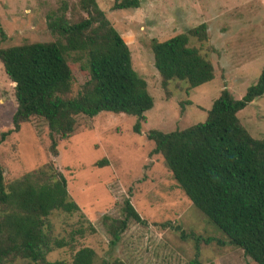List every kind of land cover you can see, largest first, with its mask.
<instances>
[{
  "label": "rangeland",
  "instance_id": "obj_1",
  "mask_svg": "<svg viewBox=\"0 0 264 264\" xmlns=\"http://www.w3.org/2000/svg\"><path fill=\"white\" fill-rule=\"evenodd\" d=\"M116 1L121 0H96L128 46L132 68L146 82L153 100L152 109L144 114L141 134L133 133L136 119L132 116L102 112L92 119L79 117L76 133L60 141L57 156L52 157L45 123L32 119L0 145L5 184L52 162L84 216L81 220L79 214L53 212L48 218L52 234L66 240L71 232L90 223L95 233L76 236L75 249H92L95 264H190L195 238L201 264H255L230 246L192 206L163 159L150 156L153 145L146 135L151 130L168 133L204 122L223 88L240 100L256 83L264 67V0H138L137 9L113 10ZM64 3L76 0H0V26L5 35L0 48L55 41L47 31V15ZM202 24L207 28V41L191 38L189 46L212 63L214 79L188 94L185 83L172 82L165 92L153 66L151 41L163 42ZM67 61L76 92L86 78L69 55ZM15 109L13 89L0 64V134L12 129ZM237 117L251 137L264 140V94ZM102 160L106 166H95ZM128 197L146 224L131 221L119 243L111 247L101 218L120 219L122 203ZM166 222L178 226L185 237L159 226ZM72 255L63 248L48 254L47 261L71 264Z\"/></svg>",
  "mask_w": 264,
  "mask_h": 264
},
{
  "label": "trees",
  "instance_id": "obj_2",
  "mask_svg": "<svg viewBox=\"0 0 264 264\" xmlns=\"http://www.w3.org/2000/svg\"><path fill=\"white\" fill-rule=\"evenodd\" d=\"M138 7V0L116 1L112 6L113 10ZM46 27L55 41L0 48V64L16 101L12 129L0 134V145L36 118L45 123L49 153L56 157L58 143L76 133L79 117L92 119L102 112L135 117L133 133L141 134L144 114L152 109L153 100L146 82L132 68L128 46L96 0L64 3L47 15ZM206 30L202 24L166 41H151L153 66L165 92L172 82L185 83L188 94L214 79L212 63L199 49L189 46L191 38L207 41ZM4 39L0 26V41ZM67 55L86 78L76 92ZM263 94L264 67L240 100L223 88L204 122L168 133L151 130L146 135L153 145L150 156L163 159L192 206L230 246L255 264H264V140L251 137L237 114ZM105 164L102 160L95 166ZM55 211L79 214L84 220L68 195L65 177L52 162L7 184L0 166V264H56L47 261V255L63 248L73 253L71 264H95L92 249H75L76 236L95 233L92 225L79 227L66 240L58 239L48 219ZM121 214L120 219L101 218L111 247L119 243L131 221L146 224L130 197L124 199ZM159 226L185 237L170 222ZM195 241L190 264H201L198 239Z\"/></svg>",
  "mask_w": 264,
  "mask_h": 264
}]
</instances>
